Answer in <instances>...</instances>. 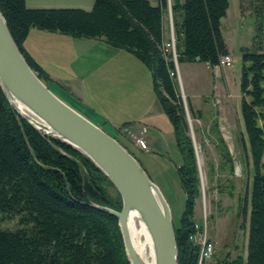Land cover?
Returning <instances> with one entry per match:
<instances>
[{
  "label": "trees",
  "instance_id": "trees-1",
  "mask_svg": "<svg viewBox=\"0 0 264 264\" xmlns=\"http://www.w3.org/2000/svg\"><path fill=\"white\" fill-rule=\"evenodd\" d=\"M248 2L253 34L249 45L240 49L239 75V110L251 170L249 192L245 190V256L216 264H264V0ZM165 7L166 0H157L155 5L148 0H93L89 10L27 8L24 0H0V13L14 44L46 86L47 75L22 49L29 28L100 40L131 53L148 70L151 88L182 158L177 172L184 205L179 223L172 221L176 262L212 264L199 263L198 245L189 239L200 192L174 65L160 50ZM227 7V0L170 4L177 64L200 62L213 67L227 54L220 30ZM186 104L190 116L199 118V111ZM127 125L111 129L113 137ZM116 140L142 166L128 145ZM58 146L77 159L82 169L56 150ZM104 185L112 187L88 158L16 116L0 88V220L15 219L13 228L0 226V264H128L116 218L92 206L120 209L118 193L108 196Z\"/></svg>",
  "mask_w": 264,
  "mask_h": 264
},
{
  "label": "rangeland",
  "instance_id": "rangeland-1",
  "mask_svg": "<svg viewBox=\"0 0 264 264\" xmlns=\"http://www.w3.org/2000/svg\"><path fill=\"white\" fill-rule=\"evenodd\" d=\"M227 1L228 7L221 20L220 30L227 44L228 54L233 59L231 66L223 69L196 62L179 63L178 72L177 63L174 68L199 184L200 196L194 203L193 220L196 223L201 222L204 212V226L213 245V253L206 262L212 264L221 260H234L237 257L243 259L245 256L247 192L251 184L250 162L239 110V75L242 65L240 49L250 43L253 19L249 14L248 0ZM68 5L83 4L76 2ZM63 7L83 9L80 6ZM167 10L163 21L165 36L169 37V34L173 36L169 6ZM101 85L103 87L102 83ZM102 93L103 91H100L93 98L85 94L82 100L85 107L100 117L105 116V107L101 106L104 104L100 96ZM186 102H189L194 111H199V118L190 116ZM99 109H102V112ZM154 111V124L146 127L143 136L145 149H139L124 134L118 133L116 139L125 142L140 160L143 166L138 162L140 167L144 168L146 175L159 189L168 206L171 220L177 225L184 205V193L177 172L182 158L175 144L171 125L158 104ZM128 128L134 135H138L136 129ZM105 129L110 132L107 134L111 137L115 135L113 130ZM145 136L156 139L157 143H146ZM55 148L81 168L77 159L59 146ZM103 187L108 196H114L116 190L113 186ZM0 226L13 228L15 219H1Z\"/></svg>",
  "mask_w": 264,
  "mask_h": 264
},
{
  "label": "water",
  "instance_id": "water-1",
  "mask_svg": "<svg viewBox=\"0 0 264 264\" xmlns=\"http://www.w3.org/2000/svg\"><path fill=\"white\" fill-rule=\"evenodd\" d=\"M0 88L16 116L42 135L83 154L110 181L119 195L120 209L92 206L116 218L128 264H143L133 249L127 228L131 212L141 216L149 231L155 264H177L171 216L157 186L115 138L59 99L37 77L14 44L1 13ZM17 105L27 107L33 117L30 120L24 117ZM36 121L44 123L54 134L42 132L35 126Z\"/></svg>",
  "mask_w": 264,
  "mask_h": 264
},
{
  "label": "crops",
  "instance_id": "crops-1",
  "mask_svg": "<svg viewBox=\"0 0 264 264\" xmlns=\"http://www.w3.org/2000/svg\"><path fill=\"white\" fill-rule=\"evenodd\" d=\"M92 1L24 0V5L27 8L80 6L89 10ZM148 1L152 5L157 3V0ZM180 1L166 0V7L162 13L164 40L168 38L165 36L166 28L163 21L164 14L168 12L167 6ZM76 2L83 5H68ZM224 43L228 54L225 40ZM22 49L28 58L45 72L51 92L89 121L104 128L105 132H108L105 128L113 129L123 123H127V127L136 131L154 124V110L158 102L152 92L150 75L131 53L112 48L100 40L76 39L35 28L28 29ZM100 91H103L100 96L106 105L101 104L105 107H102L105 110L103 117L82 104L85 94L93 98ZM145 139L146 143L152 142L154 145L157 143L156 139L148 136H145Z\"/></svg>",
  "mask_w": 264,
  "mask_h": 264
},
{
  "label": "built area",
  "instance_id": "built-area-1",
  "mask_svg": "<svg viewBox=\"0 0 264 264\" xmlns=\"http://www.w3.org/2000/svg\"><path fill=\"white\" fill-rule=\"evenodd\" d=\"M160 50L163 54L164 59L172 61L175 68L176 58L174 50V39L172 34H169V37L162 42ZM232 62L233 59L228 54H225L219 58L218 64L216 66H219L220 68H228L231 66ZM170 75H172V73H170ZM144 133V127H141L138 130V135H134L127 126L122 127L119 131V134H124L125 136L129 137L132 140L133 144L139 149H145V141L143 139ZM204 220L205 214L203 212L202 221L194 223L193 233L189 236V239L198 245L199 263L208 260L211 254L213 253V245L207 237L206 229L204 226Z\"/></svg>",
  "mask_w": 264,
  "mask_h": 264
},
{
  "label": "bare ground",
  "instance_id": "bare-ground-1",
  "mask_svg": "<svg viewBox=\"0 0 264 264\" xmlns=\"http://www.w3.org/2000/svg\"><path fill=\"white\" fill-rule=\"evenodd\" d=\"M17 108V110H19V112L21 111L20 113L27 119L30 120V118L33 117V113L27 107L23 108L22 106L18 107L17 105ZM34 124L37 128H40L42 132L51 135L54 134L53 131L50 130L49 127L46 126L44 123L37 122ZM127 228L129 231L131 244L139 260L143 264H155V253L152 239L141 216L137 213H129L127 220Z\"/></svg>",
  "mask_w": 264,
  "mask_h": 264
}]
</instances>
